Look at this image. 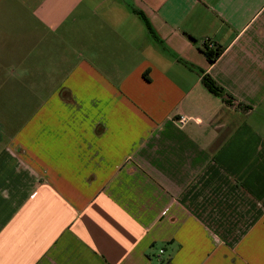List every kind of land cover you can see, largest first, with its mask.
Wrapping results in <instances>:
<instances>
[{"label": "crops", "instance_id": "0c3cea01", "mask_svg": "<svg viewBox=\"0 0 264 264\" xmlns=\"http://www.w3.org/2000/svg\"><path fill=\"white\" fill-rule=\"evenodd\" d=\"M0 264H264V0H0Z\"/></svg>", "mask_w": 264, "mask_h": 264}, {"label": "trees", "instance_id": "16d2710c", "mask_svg": "<svg viewBox=\"0 0 264 264\" xmlns=\"http://www.w3.org/2000/svg\"><path fill=\"white\" fill-rule=\"evenodd\" d=\"M142 17V16H141ZM208 63H213L215 60L220 56L222 53L221 49H208L206 46L204 47L203 51ZM203 86L206 90L211 93L212 95L218 96L221 94L222 89L208 76H204L202 78Z\"/></svg>", "mask_w": 264, "mask_h": 264}, {"label": "built area", "instance_id": "2783aa9c", "mask_svg": "<svg viewBox=\"0 0 264 264\" xmlns=\"http://www.w3.org/2000/svg\"><path fill=\"white\" fill-rule=\"evenodd\" d=\"M206 47H207L208 49H213V45H212L211 43H208V44L206 45ZM186 121H187V118H185V117H180V118L177 120V123H178L179 126H183V125L186 123Z\"/></svg>", "mask_w": 264, "mask_h": 264}, {"label": "water", "instance_id": "95a60500", "mask_svg": "<svg viewBox=\"0 0 264 264\" xmlns=\"http://www.w3.org/2000/svg\"><path fill=\"white\" fill-rule=\"evenodd\" d=\"M228 98V97H225V99Z\"/></svg>", "mask_w": 264, "mask_h": 264}]
</instances>
